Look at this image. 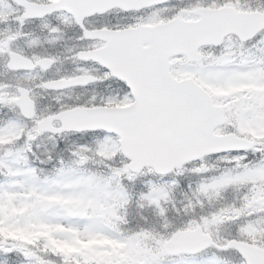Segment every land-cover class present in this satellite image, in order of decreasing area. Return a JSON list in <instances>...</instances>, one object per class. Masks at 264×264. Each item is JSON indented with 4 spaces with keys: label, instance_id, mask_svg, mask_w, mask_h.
<instances>
[{
    "label": "snow or ice",
    "instance_id": "snow-or-ice-1",
    "mask_svg": "<svg viewBox=\"0 0 264 264\" xmlns=\"http://www.w3.org/2000/svg\"><path fill=\"white\" fill-rule=\"evenodd\" d=\"M0 264H264V0H0Z\"/></svg>",
    "mask_w": 264,
    "mask_h": 264
}]
</instances>
